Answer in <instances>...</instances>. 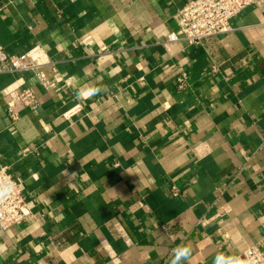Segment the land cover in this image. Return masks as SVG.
Here are the masks:
<instances>
[{
  "label": "crops",
  "instance_id": "obj_1",
  "mask_svg": "<svg viewBox=\"0 0 264 264\" xmlns=\"http://www.w3.org/2000/svg\"><path fill=\"white\" fill-rule=\"evenodd\" d=\"M188 1L0 0V47L56 83L0 72V167L30 208L0 228V264H169L178 245L192 248L186 264L264 252V10L195 45L168 41ZM82 83L108 91L77 100ZM26 87L35 108L19 100Z\"/></svg>",
  "mask_w": 264,
  "mask_h": 264
},
{
  "label": "built area",
  "instance_id": "obj_2",
  "mask_svg": "<svg viewBox=\"0 0 264 264\" xmlns=\"http://www.w3.org/2000/svg\"><path fill=\"white\" fill-rule=\"evenodd\" d=\"M253 5L264 10V0H189L174 16L182 35L172 32L168 35V41L184 40L189 45H195L213 36L228 34L233 30V18ZM24 71L34 72L44 89L56 88L55 81L49 79L41 70V66L31 61L26 54H8L0 47V72ZM186 78L187 73H183L178 79L180 87L185 85ZM19 100L24 108H35L39 102L38 96L30 87L21 89ZM8 111L11 119L16 122L20 115L13 103L8 104ZM0 178H11L17 185L11 197L0 202V228L6 230L21 224L30 214V208L20 182L7 166L0 167ZM170 194L178 196L179 188L173 185ZM239 255L250 264H264V252L257 245L250 246Z\"/></svg>",
  "mask_w": 264,
  "mask_h": 264
},
{
  "label": "clouds",
  "instance_id": "obj_3",
  "mask_svg": "<svg viewBox=\"0 0 264 264\" xmlns=\"http://www.w3.org/2000/svg\"><path fill=\"white\" fill-rule=\"evenodd\" d=\"M106 87L98 86L94 83H82L79 85L75 93L77 100L90 99L101 93L107 92ZM16 183L13 179L0 178V202L7 200L16 190ZM192 255V248L190 245H178L172 250V256L169 264H186ZM213 264H250L240 255H229L227 253H217L213 259Z\"/></svg>",
  "mask_w": 264,
  "mask_h": 264
}]
</instances>
